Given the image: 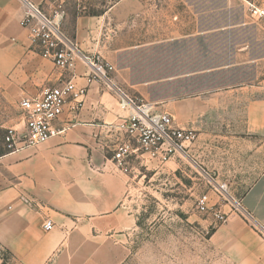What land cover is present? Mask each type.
<instances>
[{"label":"crops","instance_id":"obj_1","mask_svg":"<svg viewBox=\"0 0 264 264\" xmlns=\"http://www.w3.org/2000/svg\"><path fill=\"white\" fill-rule=\"evenodd\" d=\"M32 1L50 12L56 0ZM66 10L64 30L115 66L118 85L198 138L188 156L165 163L134 152L122 171L114 154L128 138L115 126L128 112L94 82L83 108L66 109L57 122L65 132L1 158L0 264L130 262L131 168L152 159L176 172L187 157L204 177L243 173L244 160L259 170L240 200L249 219L219 225L193 263L264 264V237L254 226L264 225V20L249 15L245 0H70ZM21 17L19 0H0V85L20 100L71 77L32 49ZM76 73L77 85H87L83 62Z\"/></svg>","mask_w":264,"mask_h":264},{"label":"built area","instance_id":"obj_2","mask_svg":"<svg viewBox=\"0 0 264 264\" xmlns=\"http://www.w3.org/2000/svg\"><path fill=\"white\" fill-rule=\"evenodd\" d=\"M22 7L20 24L28 31V39L40 56L53 62L56 68L70 74V78L57 85L45 86L37 96H25L20 100L24 112L23 128L9 127L0 135V160L9 154L25 147L36 146L53 136L65 132L68 126L58 127L66 109L77 114L84 106L91 84L98 81L112 90L119 100L121 108L128 112L115 126L127 136L115 151L116 166L129 172L127 161L134 152L150 155L165 163L178 155L188 156V149L198 138L193 128L180 127L170 113H157L142 98L132 96L125 88L118 85L112 74L115 66L101 54H89L81 49L80 44L63 28L66 17V6L70 0H56L50 12L32 0H19ZM249 15L257 20H264V6L253 0H245ZM83 8V7H82ZM81 61L86 66L87 85L78 86L76 67ZM133 141L137 143L133 147ZM223 188V186H222ZM208 194L198 200V209L209 212L213 222L224 223L229 214L220 208L214 210L209 206ZM231 211L248 218L241 201L233 199ZM51 219L44 223L46 230L53 229ZM264 237V225H254Z\"/></svg>","mask_w":264,"mask_h":264},{"label":"rangeland","instance_id":"obj_3","mask_svg":"<svg viewBox=\"0 0 264 264\" xmlns=\"http://www.w3.org/2000/svg\"><path fill=\"white\" fill-rule=\"evenodd\" d=\"M24 117L16 90L0 85V135ZM150 160H140L129 173L125 203L137 217V229L134 257L125 264H195L194 251L208 248L211 234L225 223L217 224L209 212H201L198 200L208 194L209 206L227 212L228 222L241 215L231 211V202L241 200L259 170L244 160L243 173L218 175L211 171V176L204 177L192 157L184 159L176 172ZM200 160L206 167V161Z\"/></svg>","mask_w":264,"mask_h":264}]
</instances>
